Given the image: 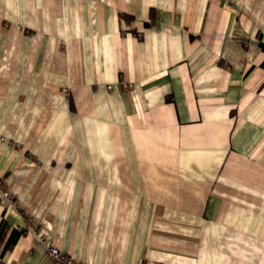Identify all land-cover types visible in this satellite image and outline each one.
I'll return each mask as SVG.
<instances>
[{
	"label": "crops",
	"instance_id": "obj_1",
	"mask_svg": "<svg viewBox=\"0 0 264 264\" xmlns=\"http://www.w3.org/2000/svg\"><path fill=\"white\" fill-rule=\"evenodd\" d=\"M260 44L264 0H0V264H51L28 217L82 264H264Z\"/></svg>",
	"mask_w": 264,
	"mask_h": 264
},
{
	"label": "built area",
	"instance_id": "obj_2",
	"mask_svg": "<svg viewBox=\"0 0 264 264\" xmlns=\"http://www.w3.org/2000/svg\"><path fill=\"white\" fill-rule=\"evenodd\" d=\"M125 89L131 88L129 84H124ZM0 200H5L11 202L12 194L7 191L6 186L3 181V176L0 173ZM27 232L35 235L36 240L43 243L46 250V258L51 264H82L77 263L73 258L64 255L58 247H56L53 240L46 239L44 233L38 231L37 225L32 217L27 218ZM24 233V232H23Z\"/></svg>",
	"mask_w": 264,
	"mask_h": 264
},
{
	"label": "trees",
	"instance_id": "obj_3",
	"mask_svg": "<svg viewBox=\"0 0 264 264\" xmlns=\"http://www.w3.org/2000/svg\"><path fill=\"white\" fill-rule=\"evenodd\" d=\"M260 48L264 52V44H260ZM262 68L264 69V61L262 62ZM6 229H7L6 224L2 222L0 224V239H2L3 236L5 235ZM22 233L23 231H20V232L12 231L9 236V239L7 240L6 247L9 248L11 245H13L16 242V240L20 237V235H22Z\"/></svg>",
	"mask_w": 264,
	"mask_h": 264
}]
</instances>
